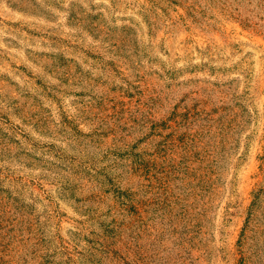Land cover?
I'll return each instance as SVG.
<instances>
[{
  "label": "rangeland",
  "instance_id": "obj_1",
  "mask_svg": "<svg viewBox=\"0 0 264 264\" xmlns=\"http://www.w3.org/2000/svg\"><path fill=\"white\" fill-rule=\"evenodd\" d=\"M0 264H264V0H0Z\"/></svg>",
  "mask_w": 264,
  "mask_h": 264
}]
</instances>
